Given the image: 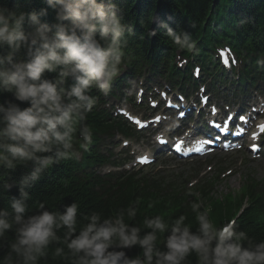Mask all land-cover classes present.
Segmentation results:
<instances>
[{"label": "clouds", "instance_id": "obj_1", "mask_svg": "<svg viewBox=\"0 0 264 264\" xmlns=\"http://www.w3.org/2000/svg\"><path fill=\"white\" fill-rule=\"evenodd\" d=\"M56 5V19L61 23L55 33L46 24L35 28L34 32H26L25 13L0 7V45H7L14 51L26 46L31 53L30 59L22 63H13L10 54L7 61L11 67L0 69V90L29 105L21 108L19 104H10L7 109L0 106V124L3 125L0 128V165L12 169L15 167L13 161H33L41 167L32 173V179H37L39 173L53 163L79 154L72 152L77 131L78 149L87 151L93 130L89 125L79 130L76 127L86 119L84 113L91 112L96 103L87 93L97 85L107 94L112 82L123 71V51L119 46L123 29L115 15V5L106 6L97 0H56ZM27 18L33 25L39 23L35 13L27 14ZM175 43L179 44V39ZM195 47L193 42L187 51L192 52ZM3 63L0 59V64ZM46 72L57 73V78L54 81L44 79ZM69 77L74 78L75 83L67 91L61 85ZM65 100L71 102L65 104ZM54 145L59 146L56 160L37 155L52 152ZM22 183L26 184L27 179ZM21 192L26 198L22 189ZM135 203L138 201L131 202L126 209L129 220L137 215ZM39 207L43 209L44 205ZM198 208V204L192 205L194 212ZM12 209L15 223L21 225L12 250L24 256V264H35L38 257L46 255L44 250L57 239L54 229L60 228L67 229L65 242L73 256H79L77 264H154V257L155 264H183L193 253L199 264H264V242L244 247L241 241L246 235L234 230L235 220L216 224L206 213L196 216L199 225L196 233L185 224V215H180L171 225L159 215L146 218L144 227L152 231L141 237L140 228L125 223L124 211L114 218L103 219L102 223L98 213L84 217L88 223L77 235V203L66 206L62 214L44 211L27 221L23 219L26 207L21 201L13 202ZM7 215L0 212V237L12 227L4 219ZM169 228L170 235L165 239L167 252H160L156 248L157 233H165ZM137 245L143 250V260L139 257L128 259L124 251L109 250ZM61 251L57 249L56 255Z\"/></svg>", "mask_w": 264, "mask_h": 264}, {"label": "trees", "instance_id": "obj_2", "mask_svg": "<svg viewBox=\"0 0 264 264\" xmlns=\"http://www.w3.org/2000/svg\"><path fill=\"white\" fill-rule=\"evenodd\" d=\"M97 2L106 6L115 5V15L120 20L123 29L120 39L135 38L125 46L133 50L139 49L144 42L149 45L154 42H156L154 45L159 44L158 40L163 39L162 34H167L169 31L180 34L183 29H186L188 32L193 30L195 33L198 29L200 36L208 38L213 34H222L225 30H234L240 37H243L246 34L257 32L259 25L264 26V0H97ZM0 7L25 13L24 28L29 33L45 24L51 28L52 33H55L57 25L61 23L56 19L58 10L56 0H51V2L50 0H0ZM32 13L37 15L38 24L33 25L28 21L27 14ZM63 23L66 24L67 21ZM199 40L200 44L202 39L198 37L196 41ZM10 54L13 63L26 62L31 55L26 46L14 51L7 45H0V59L4 60V63L0 64V69L11 67L7 61ZM43 78L54 81L57 73L46 72ZM61 87L67 90L64 84ZM70 102L65 100V104ZM10 104H19L21 108L29 106L27 103L16 101L13 94L0 90V106L7 109ZM2 127L3 125L0 124V128ZM56 151L57 147L54 145L52 152L37 155L52 157L56 160ZM59 162L43 169L37 179H32L31 176L41 165L33 161L24 163L13 161L15 167L12 169L0 165V212L8 214L4 219L12 225L4 236L0 237V264H24V256L12 250V246L17 243V230L21 227L14 220L15 213L12 204L15 201H21L26 207L23 214L24 221L44 211L62 214L66 206L77 203L79 205L77 235L80 229L88 223L84 217L98 213L102 223L103 219L114 218L117 213L124 211L125 223L130 227L140 228V236L143 237L152 231L144 227V220L155 218L157 215L169 225L180 215H185V224L190 225L193 233L197 232L199 225L196 216L200 213H206L213 223L222 224L229 220L238 208L243 196L249 195L245 190L243 196L238 199L229 195L223 200H218L208 193H203L199 199L194 198V204L199 205L197 211L194 212L191 206L190 214H180L181 199L173 194L160 196L158 191L149 194L141 192L131 180L126 192L118 200L100 205L96 199L83 195L73 187L61 186V180L54 178L59 176L61 170ZM25 179H27L26 184L22 183ZM21 189L26 194V198L22 195ZM136 201L138 203L133 206L137 209V215L129 220L126 209L131 202ZM40 204L44 205L43 209L39 207ZM234 230L237 233H245L246 239L241 241L244 247H254L264 242V230L257 220L253 221L247 215L242 216L236 222ZM54 231L57 239L49 243L44 250L46 255L38 257L35 264H77L79 256H73L65 242L67 229L60 228ZM167 235H170V228L165 233H157L156 248L160 252H167L165 247ZM57 249L62 250L59 256L56 255ZM109 250L124 251L128 259L139 257L143 260V250L138 245L128 249L113 247ZM183 264H199L198 257L193 253L185 259Z\"/></svg>", "mask_w": 264, "mask_h": 264}, {"label": "rangeland", "instance_id": "obj_3", "mask_svg": "<svg viewBox=\"0 0 264 264\" xmlns=\"http://www.w3.org/2000/svg\"><path fill=\"white\" fill-rule=\"evenodd\" d=\"M163 162H167V166L174 167L175 169H178L182 172L187 171L186 167L183 166V164L173 162L170 160H164ZM251 166L252 173L254 174L256 179H262L264 178V165L260 164L258 162L253 163ZM245 169L241 170L240 173L235 172L233 175H231L226 180H223V183L220 185V188L218 189V193L225 194L228 190L235 189L237 190L241 184V176L244 174Z\"/></svg>", "mask_w": 264, "mask_h": 264}, {"label": "bare ground", "instance_id": "obj_4", "mask_svg": "<svg viewBox=\"0 0 264 264\" xmlns=\"http://www.w3.org/2000/svg\"><path fill=\"white\" fill-rule=\"evenodd\" d=\"M214 172H215V168H212V169L209 171V177H210V178L208 179V182L212 181V177H213ZM225 195H226V193H225V194H222V195L220 196V198H223Z\"/></svg>", "mask_w": 264, "mask_h": 264}]
</instances>
